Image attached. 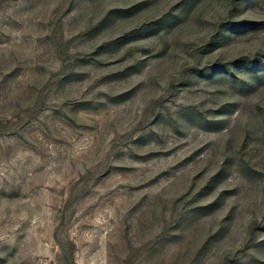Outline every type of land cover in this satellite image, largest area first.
Segmentation results:
<instances>
[{
  "label": "rangeland",
  "instance_id": "obj_1",
  "mask_svg": "<svg viewBox=\"0 0 264 264\" xmlns=\"http://www.w3.org/2000/svg\"><path fill=\"white\" fill-rule=\"evenodd\" d=\"M0 264H264V0H0Z\"/></svg>",
  "mask_w": 264,
  "mask_h": 264
}]
</instances>
